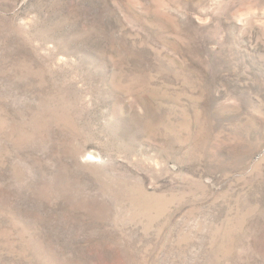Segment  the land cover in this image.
I'll return each instance as SVG.
<instances>
[{"label": "rangeland", "instance_id": "obj_1", "mask_svg": "<svg viewBox=\"0 0 264 264\" xmlns=\"http://www.w3.org/2000/svg\"><path fill=\"white\" fill-rule=\"evenodd\" d=\"M0 264H264V0H0Z\"/></svg>", "mask_w": 264, "mask_h": 264}]
</instances>
